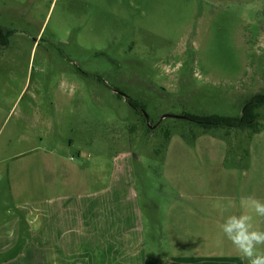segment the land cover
<instances>
[{
    "label": "rangeland",
    "instance_id": "obj_1",
    "mask_svg": "<svg viewBox=\"0 0 264 264\" xmlns=\"http://www.w3.org/2000/svg\"><path fill=\"white\" fill-rule=\"evenodd\" d=\"M0 26L14 30L0 46V142L27 102L47 108L55 98L53 144L59 140L85 169L97 162L100 182L121 155L162 223L177 204L214 217L222 214L218 201L264 199V182L253 191L243 184L264 176V127L232 132L230 153L228 138L201 133L189 142L181 131L197 127L162 119L185 111L239 115L264 91V0H0ZM128 98L147 106L150 124ZM166 129L173 134L164 146ZM230 176L233 198L220 188ZM193 200L207 201L201 212ZM145 216L148 242H162L164 255L186 252L182 245L169 252L162 223Z\"/></svg>",
    "mask_w": 264,
    "mask_h": 264
},
{
    "label": "crops",
    "instance_id": "obj_2",
    "mask_svg": "<svg viewBox=\"0 0 264 264\" xmlns=\"http://www.w3.org/2000/svg\"><path fill=\"white\" fill-rule=\"evenodd\" d=\"M56 102L52 98L47 108L27 102L0 142V264H245L222 240L224 214H192L177 204V214L161 223L169 252L179 245L186 252L164 255L162 242H148L130 164L113 156L108 178L100 182L97 162L96 169H85L59 140L53 144L61 111ZM3 122L0 115V132ZM233 169L238 165L229 173ZM260 182L264 176L243 184L253 191ZM236 185L230 176L220 188L233 198ZM206 202L192 204L201 212ZM200 242L203 248L192 247Z\"/></svg>",
    "mask_w": 264,
    "mask_h": 264
},
{
    "label": "trees",
    "instance_id": "obj_3",
    "mask_svg": "<svg viewBox=\"0 0 264 264\" xmlns=\"http://www.w3.org/2000/svg\"><path fill=\"white\" fill-rule=\"evenodd\" d=\"M1 30V28H0ZM8 37L1 34L0 31V46H8ZM127 101L140 113L143 115V118L147 120L143 110H146V105L140 103L138 100L128 98ZM264 107V91H258L257 93L250 96L246 99L242 111L239 115H230V114H219V113H191L185 111L183 115L186 118H177L185 121L187 124H191L198 128L197 131H194L192 128L191 134H188L185 130L181 131L182 137L189 142H193L201 134H210L213 136H224L229 145V151L232 153L231 138L228 136L232 132H236L238 136L249 134V133H258L264 127V115L261 112V109ZM149 127V125H148ZM172 131L170 129L165 130V141L163 145L165 146L172 137ZM140 200L142 202L144 212H147L152 223L155 225H161L158 205L155 202L148 203L147 200L142 198L140 195Z\"/></svg>",
    "mask_w": 264,
    "mask_h": 264
},
{
    "label": "clouds",
    "instance_id": "obj_4",
    "mask_svg": "<svg viewBox=\"0 0 264 264\" xmlns=\"http://www.w3.org/2000/svg\"><path fill=\"white\" fill-rule=\"evenodd\" d=\"M223 215L219 231L245 264H264V199L254 194L214 205Z\"/></svg>",
    "mask_w": 264,
    "mask_h": 264
},
{
    "label": "water",
    "instance_id": "obj_5",
    "mask_svg": "<svg viewBox=\"0 0 264 264\" xmlns=\"http://www.w3.org/2000/svg\"><path fill=\"white\" fill-rule=\"evenodd\" d=\"M143 112H144V114H145V116H146V118H147V122L150 124V122H149V115L147 114V112H146L145 110H144ZM166 117H173V118H186L185 115L164 114V115L162 116V119H165Z\"/></svg>",
    "mask_w": 264,
    "mask_h": 264
},
{
    "label": "flooded vegetation",
    "instance_id": "obj_6",
    "mask_svg": "<svg viewBox=\"0 0 264 264\" xmlns=\"http://www.w3.org/2000/svg\"><path fill=\"white\" fill-rule=\"evenodd\" d=\"M0 28H1V34H3L4 36H9L8 37V42H10L9 41V39H10V37L12 36V34H13V32H14V30H12V29H7V28H4L3 26H0ZM9 44V43H8ZM3 47V46H2ZM7 47V46H6ZM5 48V47H4Z\"/></svg>",
    "mask_w": 264,
    "mask_h": 264
},
{
    "label": "built area",
    "instance_id": "obj_7",
    "mask_svg": "<svg viewBox=\"0 0 264 264\" xmlns=\"http://www.w3.org/2000/svg\"><path fill=\"white\" fill-rule=\"evenodd\" d=\"M0 179H1V176H0Z\"/></svg>",
    "mask_w": 264,
    "mask_h": 264
}]
</instances>
